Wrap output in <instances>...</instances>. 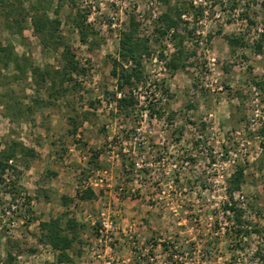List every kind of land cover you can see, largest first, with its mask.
<instances>
[{
    "label": "rangeland",
    "instance_id": "374dc122",
    "mask_svg": "<svg viewBox=\"0 0 264 264\" xmlns=\"http://www.w3.org/2000/svg\"><path fill=\"white\" fill-rule=\"evenodd\" d=\"M34 1L22 0L25 7ZM41 1L50 2V16L57 10L63 41L85 73L74 76L79 87L69 86L58 96L50 82L38 88L29 72L18 79L11 67L0 70V149L15 141L34 151L33 157L10 162L14 169L6 170L0 182V262L59 264L56 253L38 242V222L64 212L84 226L80 252L77 247L68 252L70 264H91L101 214L118 225L119 234L133 225L134 233L146 237L174 236L180 221L204 219L215 204L226 201L223 191L201 189L207 179L222 186L219 176L227 177L237 167L244 168L245 179L236 201L245 205L249 224L260 233L257 239L250 237V245L263 253L264 92L255 106L251 88L264 69V43L256 51L263 0H208L200 29L204 37L194 33L200 14H185L188 20L178 33L184 50L194 54L175 72L164 66L173 51L153 32L154 20L164 11L161 5L152 19L148 0ZM76 13L86 15L91 27L87 41L94 44L80 42L72 22ZM131 15L139 22V35L150 39L152 52L142 59L143 84L131 92L138 102L124 115L109 95L116 91L110 70L119 33ZM225 37H238L244 44L231 48ZM0 43L42 70L58 66L59 52L41 47L28 20L21 36L11 34L0 20ZM160 52L163 63L153 62ZM9 98L19 104L21 116L4 108ZM150 107L165 112L152 118ZM255 108L263 119L254 118ZM136 128H141L140 136ZM140 141L145 144L138 145ZM159 151L170 168L169 179L154 171ZM93 152L98 158L92 166ZM86 188L95 198L78 200ZM61 195L72 202L63 206Z\"/></svg>",
    "mask_w": 264,
    "mask_h": 264
},
{
    "label": "trees",
    "instance_id": "16d2710c",
    "mask_svg": "<svg viewBox=\"0 0 264 264\" xmlns=\"http://www.w3.org/2000/svg\"><path fill=\"white\" fill-rule=\"evenodd\" d=\"M162 7L164 11L154 20L156 28L153 30L154 34L162 40L170 31L173 52L164 62V66L170 71L175 72L185 67V62L194 53L184 50L183 37L178 33L182 21L181 16L187 14L199 15L201 8H195L191 5L189 0H181L176 2L174 0H155ZM264 7V0L261 3ZM50 2H42L35 0L33 3L24 6L22 0H0V20L4 27L11 33L18 36L22 35L28 20L31 26L33 35L38 39L39 44L43 49L58 51L59 63L53 71L42 70L41 68L32 65L29 59L24 55H17L14 53L10 45H2L0 43V70H7L9 67L14 72V78H21L29 72L33 83L38 88H44L47 82L53 86L54 93L62 96L70 86L71 89L79 87L78 81L74 76H80L85 73V69L81 67L78 60L75 58L72 49L64 43L60 34L61 21L57 17V10L52 11L53 16L49 15ZM264 9V8H263ZM86 15L76 13L72 19L74 27L76 28L81 43L94 44L92 39L90 43L87 41L88 36L91 35L90 25L85 24ZM187 23V22H186ZM139 22L135 20L134 16L129 17L127 29L122 30L118 37V46L116 58L112 60V67L110 75L115 80L116 91L110 93L112 101L115 102L118 113L127 115L130 109H134L138 100L131 94L132 90L136 88L139 83L144 82L142 59L150 57L152 46L150 39L141 36L138 33ZM157 38V39H158ZM227 44L231 48L243 45L244 43L238 37H225ZM264 43V17L262 19V33L259 42L256 44V51H261V46ZM160 60L165 59L160 52L158 54ZM258 90L264 92V83L262 81H252ZM127 92V94H126ZM166 92V91H165ZM164 92V93H165ZM117 93L120 96H117ZM11 101V98H9ZM3 103L4 108L11 110V115L21 116L18 103L13 101ZM151 114L161 115L165 111L154 109L150 107ZM171 119V115L167 118ZM74 128V127H73ZM73 129V133L75 132ZM197 144V143H196ZM18 156H34V151L22 144L11 141L3 149H0V182L6 170H13L14 167L10 162H15ZM98 158V152H93L92 161L89 162L94 165V160ZM245 179L244 168L237 167L231 174L228 180V198L233 202V193L240 191L241 185ZM14 187V186H13ZM78 200L89 201L95 198V194L91 188H86L78 196ZM63 206H68L72 200L65 195L60 196ZM235 219L237 222L241 220V213L237 211ZM38 242L44 246H49L56 253V261L59 264H70L71 259L69 251L77 247L76 253L80 252V247L83 244L81 234L84 226L77 221L76 218L70 216L67 212L61 213L56 217H50L47 220L38 222ZM12 255L8 253V258Z\"/></svg>",
    "mask_w": 264,
    "mask_h": 264
},
{
    "label": "built area",
    "instance_id": "2783aa9c",
    "mask_svg": "<svg viewBox=\"0 0 264 264\" xmlns=\"http://www.w3.org/2000/svg\"><path fill=\"white\" fill-rule=\"evenodd\" d=\"M189 1L193 7L201 8V14L196 19V24L200 27L194 33L198 37H204L205 32L200 29L208 16L206 9L208 0ZM159 5L155 0H148L147 8L151 12L152 19L159 14L158 11H155ZM215 16L218 17L219 14L217 13ZM181 18L184 21L188 20L184 15ZM258 32L260 36L262 33L261 23ZM171 33L172 31L164 37L170 52L173 51L170 40ZM157 58L153 57L152 61L162 64L163 61ZM259 80L264 83V69L261 71ZM251 88L255 96L254 103L257 106L260 90L255 85H252ZM252 112L254 118L263 119L259 115V109H252ZM145 130L151 134L150 129ZM140 132L141 128H136L137 136H140ZM144 144L140 141L138 145ZM158 154L160 158L155 165L158 167L154 171L158 176L169 179L171 172L164 163L163 151H159ZM227 162L230 165V161ZM136 166L140 167L139 164ZM172 167H175V164H172ZM233 172L227 177L219 176L222 178V186H219L217 182L210 183V179H207V183L201 189L202 193L223 191L224 194L226 193L224 197L226 201L221 206L215 204L212 214L207 215L204 219L199 217L180 221L178 223L179 230L174 236L146 237L134 233L133 225L128 226L125 231L122 230L123 234H119L118 225L113 223L109 217H103L101 214L95 243L90 249L91 264H264V252L259 251L257 247H252L249 242L250 237L259 238L260 233L249 224L245 205H239L236 201L235 194L237 192L233 193V202L229 201L228 180ZM11 208L14 209L15 206L12 205ZM237 211L241 213L240 222L235 219ZM0 264L2 263L0 262Z\"/></svg>",
    "mask_w": 264,
    "mask_h": 264
}]
</instances>
